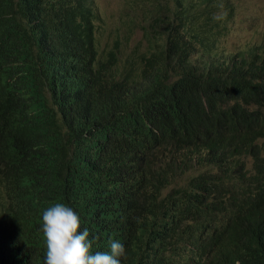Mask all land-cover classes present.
Listing matches in <instances>:
<instances>
[{
    "label": "trees",
    "instance_id": "1",
    "mask_svg": "<svg viewBox=\"0 0 264 264\" xmlns=\"http://www.w3.org/2000/svg\"><path fill=\"white\" fill-rule=\"evenodd\" d=\"M121 3L142 36L101 52L96 0H0V264H45L57 203L120 264H264V37L217 50L234 0Z\"/></svg>",
    "mask_w": 264,
    "mask_h": 264
},
{
    "label": "rangeland",
    "instance_id": "2",
    "mask_svg": "<svg viewBox=\"0 0 264 264\" xmlns=\"http://www.w3.org/2000/svg\"><path fill=\"white\" fill-rule=\"evenodd\" d=\"M100 18L95 21L99 51H105L118 40L129 50L142 36L138 19L121 10V0H96ZM232 18L224 25V35L217 50L226 54L246 48L264 37V0H234ZM122 63L119 60L118 64Z\"/></svg>",
    "mask_w": 264,
    "mask_h": 264
},
{
    "label": "clouds",
    "instance_id": "3",
    "mask_svg": "<svg viewBox=\"0 0 264 264\" xmlns=\"http://www.w3.org/2000/svg\"><path fill=\"white\" fill-rule=\"evenodd\" d=\"M42 231L46 240L45 264H120L125 248L109 241L110 252L90 254L93 239L87 229L78 232L80 218L72 208L57 203L44 211Z\"/></svg>",
    "mask_w": 264,
    "mask_h": 264
},
{
    "label": "bare ground",
    "instance_id": "4",
    "mask_svg": "<svg viewBox=\"0 0 264 264\" xmlns=\"http://www.w3.org/2000/svg\"><path fill=\"white\" fill-rule=\"evenodd\" d=\"M127 87V86H126Z\"/></svg>",
    "mask_w": 264,
    "mask_h": 264
}]
</instances>
